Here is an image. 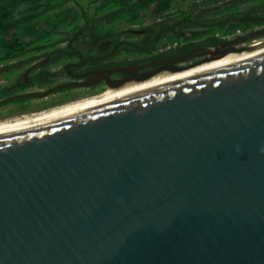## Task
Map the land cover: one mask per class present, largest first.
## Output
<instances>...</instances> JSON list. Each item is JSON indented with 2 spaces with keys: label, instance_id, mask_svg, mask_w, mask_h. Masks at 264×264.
Returning <instances> with one entry per match:
<instances>
[{
  "label": "water",
  "instance_id": "1",
  "mask_svg": "<svg viewBox=\"0 0 264 264\" xmlns=\"http://www.w3.org/2000/svg\"><path fill=\"white\" fill-rule=\"evenodd\" d=\"M227 45L18 96L116 91L253 53L1 134L0 264H264V39Z\"/></svg>",
  "mask_w": 264,
  "mask_h": 264
},
{
  "label": "trees",
  "instance_id": "2",
  "mask_svg": "<svg viewBox=\"0 0 264 264\" xmlns=\"http://www.w3.org/2000/svg\"><path fill=\"white\" fill-rule=\"evenodd\" d=\"M261 27L264 0H0V80L6 81L0 88V115L43 112L87 94L63 88L46 99L7 102L17 92L48 91L71 74L216 47L239 31ZM173 44L177 50L159 51ZM32 63L37 64L24 72L25 78L16 73ZM10 71L14 82L2 76Z\"/></svg>",
  "mask_w": 264,
  "mask_h": 264
},
{
  "label": "bare ground",
  "instance_id": "3",
  "mask_svg": "<svg viewBox=\"0 0 264 264\" xmlns=\"http://www.w3.org/2000/svg\"><path fill=\"white\" fill-rule=\"evenodd\" d=\"M251 54L253 53H250L249 48H247V49L242 50L238 55H231L221 61H214L209 64H205L203 66L192 69L190 71H186L183 73H177V74H167L163 76L160 75L150 81H146L141 84H131L127 87L121 88L120 90H116V91H113V90H109L107 92L105 91L106 93H104L100 97L88 98V99H85L79 102L74 101L75 103L73 104L69 103L70 105L64 106L59 109H55L51 112H45V113H42L36 116L15 120L13 122H6L3 124H0V135L15 131V130H19L22 128H26L29 126H33L36 124H40V123L73 113V112H76V111H79V110H82V109H85V108H88L94 105H98V104H102L105 102H109V101L125 98L128 96L144 93L147 91L159 89L167 85H170L172 83H175L177 81H180V80L192 77L194 75L215 69L217 67L229 64L231 62H234L236 60H239Z\"/></svg>",
  "mask_w": 264,
  "mask_h": 264
},
{
  "label": "flooded vegetation",
  "instance_id": "4",
  "mask_svg": "<svg viewBox=\"0 0 264 264\" xmlns=\"http://www.w3.org/2000/svg\"><path fill=\"white\" fill-rule=\"evenodd\" d=\"M250 35H251V41H254V40H257V39H264V27L258 28V29L254 30V31H252V32H250L248 34H243V35L237 36L234 39L229 40V41H234V40H237V39H240V38H244V37H247V36H250ZM227 42H224V43H222V44H220V45H218L216 47H211V48L196 47V48H192L191 50H189V51H187L185 53H177V52L171 53L169 55V58L158 59V60H150L149 62L141 63V64H138V65H134L132 67H135V68L136 67H139L140 70L137 72V75H142L144 73H148V72H151V71H156V70L160 69L161 66H163V65L151 66V67H145V68H142L141 69V67H144V66H146L148 64H151L154 61H157V62H171V63H173V61H177V60H179L181 58H185V57H188V61H186L184 63L173 64L171 66H175V67H186V66H190V65H193V64H196V63L201 62L205 58L207 51L210 50V49H219V51L221 52V54L230 52L233 47L230 48L231 46H228L227 45ZM174 49H176V48H174ZM174 49H173V51H174ZM245 49H247V48H245ZM127 67H131V66H127ZM127 67H124V68H127ZM24 72L25 71H23L22 73H19L20 76L23 77V78H25V73ZM89 73L90 72H87L85 74H75V75L74 74H71V77L70 78H66L65 81L67 82V81H74V80H85V79L90 78L89 76H91V75H88ZM162 74H164V73H162ZM111 78H112L111 80H120V79L121 80H124V79L125 80H129L131 78L134 79V74H131V75H129V74L128 75L117 74V75H113ZM107 84L108 83L105 80V81L100 82L96 86H93V87H91L89 89H86L87 90V92H86L87 94L83 95V98L84 97H89L90 95H88V94L93 93V92H96V94H97V93L101 92L102 90H108ZM1 87H3V86H1ZM34 92H36V91H33V93ZM37 92H40V91H37ZM78 92H83V91H78ZM17 94L24 95V94H29V93L17 92ZM14 98H17V96L8 99L7 102L9 100H11V99H14ZM75 101H77V100H75ZM72 103H74V101H72ZM0 104L2 105V103H0ZM64 105H66V104H64ZM64 105H61V106H64ZM57 107H60V106H57ZM54 108H56V107H54ZM51 109H53V108H51ZM48 110H50V109H45V111H48ZM1 111L2 110L0 109V112ZM45 111H43V112H45ZM36 114H39V113L38 112H33V113H29V114H24V115H16L15 117H12L11 116L13 114H10V115H7L6 114L5 116L2 114V115H0V124H3V122L4 123H6V122H13L14 120L19 119L21 117L22 118H27L28 115L32 117V116H35Z\"/></svg>",
  "mask_w": 264,
  "mask_h": 264
},
{
  "label": "rangeland",
  "instance_id": "5",
  "mask_svg": "<svg viewBox=\"0 0 264 264\" xmlns=\"http://www.w3.org/2000/svg\"><path fill=\"white\" fill-rule=\"evenodd\" d=\"M37 56H39V54L38 55H36V57ZM35 64H37V63H32L31 65H29L26 69L25 68H23V69H21V68H18V70L16 71V73L18 74V73H22L23 71H26L28 68H30V67H32V66H34ZM163 75H167V73H164V74H162L161 76H163ZM2 76H4V77H6L7 79H9V78H11L12 79V82H14L16 79H17V77L15 76V74H14V71H10V72H8V73H4V74H2ZM60 82H66L65 80H60ZM33 91H35V90H30V93L31 92H33ZM107 91H109V90H102L101 92H99V93H97V94H95V95H93V96H89V97H100L101 95H103L104 93H106ZM37 92V91H36ZM99 94V95H98ZM97 95V96H96ZM83 99H87L86 97H84V98H82V100ZM81 99L80 100H77V101H82ZM76 101V102H77ZM75 103V102H74ZM70 104H73V103H70ZM70 104H67V105H70ZM64 107V106H63ZM60 108H62V106H60ZM54 109H59V107H56V108H54ZM51 111H53V110H51ZM45 112H47V111H45ZM45 112H41V113H45ZM48 112H49V110H48ZM39 114H41L40 112H38ZM36 115H38V114H36ZM35 115V116H36ZM12 117H15V116H12ZM27 117H31V116H27ZM10 119V118H9ZM14 119V118H13ZM19 119H23V118H19ZM19 119H16V120H19ZM15 121V120H14ZM4 123V122H3Z\"/></svg>",
  "mask_w": 264,
  "mask_h": 264
},
{
  "label": "built area",
  "instance_id": "6",
  "mask_svg": "<svg viewBox=\"0 0 264 264\" xmlns=\"http://www.w3.org/2000/svg\"><path fill=\"white\" fill-rule=\"evenodd\" d=\"M236 35L237 36H240V35H243V33L241 31H239ZM176 47H177V44L169 45V46H166V47L164 46V47H161L159 51L160 52H164V51H168V50L174 49ZM5 84H6V81L5 80H3V79L0 80V87L1 86H4Z\"/></svg>",
  "mask_w": 264,
  "mask_h": 264
},
{
  "label": "clouds",
  "instance_id": "7",
  "mask_svg": "<svg viewBox=\"0 0 264 264\" xmlns=\"http://www.w3.org/2000/svg\"><path fill=\"white\" fill-rule=\"evenodd\" d=\"M261 151L264 152V149H262Z\"/></svg>",
  "mask_w": 264,
  "mask_h": 264
}]
</instances>
